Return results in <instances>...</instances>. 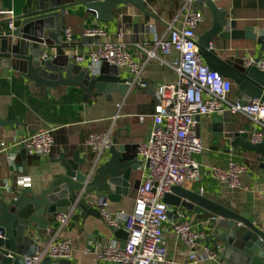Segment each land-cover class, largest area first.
<instances>
[{
	"label": "crops",
	"instance_id": "1",
	"mask_svg": "<svg viewBox=\"0 0 264 264\" xmlns=\"http://www.w3.org/2000/svg\"><path fill=\"white\" fill-rule=\"evenodd\" d=\"M32 0H0V9L13 11L15 19L30 10ZM150 14L145 13L132 4L118 6L113 12V21H98L88 13L83 6L66 12V28L72 29V39L67 42L65 29L62 32V46L49 51L52 54H67L72 61L77 55H85L83 65L98 71L101 64L93 65L89 53L103 42H123L133 57L145 64L143 79L149 85L141 88L134 84L127 95L113 92L109 96L101 95L97 98L83 99L82 91L75 87L38 88L33 82L22 77L18 72L7 69L0 64V117L12 121L7 126H0V142L12 145L40 129H54L55 147L50 156H39L25 147L11 148L0 152V198L7 199L17 195L22 189L16 183L19 173L29 175L33 179L34 187L38 190L50 184L55 174L62 172L59 162L62 155L72 156L80 150L83 156L95 159V154L87 146V138L93 132L111 131L116 147L123 152L124 159H134L137 156V146L146 141L154 127L153 115L156 111L157 98L155 88L159 84L176 83L177 73L158 60L148 59L146 49H152L156 39L167 35L171 25L182 27L184 24L185 5L188 0H142ZM195 1V0H194ZM194 1L193 5L194 6ZM217 6L226 11L230 18L237 20L239 28L255 27L264 30V0H213ZM206 20L199 28V34L209 30L213 23V16L208 9L202 10ZM19 21L15 20V27ZM87 28H101L105 31L97 42L93 37L84 34ZM213 47L222 57L247 56L258 57L264 49L256 39L222 40L217 38ZM176 54L166 57L173 62ZM125 76L131 73L120 68ZM240 89L235 84L231 97L239 99ZM238 130L253 129L252 122L242 116H237ZM221 129H214L212 116L200 117L198 125L200 137L205 149L197 156L203 166L201 179L184 186L189 189L201 188L204 192L217 196L227 202L233 209L260 213L264 223V171L259 168L260 155L255 152H244L241 148L228 149L226 139ZM197 127V125H196ZM195 127V128H196ZM219 128V127H218ZM233 156L238 161H257L255 167L250 166L244 176L247 189L231 190L220 185L210 173L211 165H223ZM37 157V158H36ZM107 157V158H106ZM110 158V152L104 160ZM140 160V159H139ZM141 161V160H140ZM246 164V163H245ZM148 173L147 166L132 171L129 178L130 187L127 195L117 200L106 199L110 208L132 214L135 208L137 188ZM184 209L176 207L169 222L165 226V242L169 255L183 260L188 249L177 238L172 230V224L178 219L177 211ZM187 219L197 228L208 231L211 228L205 215L184 209ZM121 232L107 225L102 218L88 216L82 219L78 211L72 214L68 224L59 234L60 238H70L74 246V254L70 259L72 264H114L101 260L98 253L107 244L122 246L127 241L128 232L126 220L123 221ZM57 221L45 230H37L33 236L35 244L48 242L56 235ZM222 241L206 240L207 244ZM217 262H202L200 264H216Z\"/></svg>",
	"mask_w": 264,
	"mask_h": 264
},
{
	"label": "water",
	"instance_id": "2",
	"mask_svg": "<svg viewBox=\"0 0 264 264\" xmlns=\"http://www.w3.org/2000/svg\"><path fill=\"white\" fill-rule=\"evenodd\" d=\"M126 4L150 14L142 0H32L30 10L15 19L19 25L14 29L8 27V20H0V64L18 72L38 88H79L84 100L109 96L113 92L127 95L135 84L134 78L125 76L119 67L103 61L95 71L88 65L72 61L67 54L55 55L49 51L62 46L68 10L83 6L98 21H113L112 12ZM193 8L208 9L213 16L211 28L200 34L198 40L206 63L239 87L241 105L253 98L264 100V71L256 65L247 66L239 57H222L213 47L217 38L256 39L264 45V30L251 26L239 28L237 20L230 18L213 0H195ZM93 39L98 42L100 36H93ZM196 120V133L200 136V117ZM12 123L0 117V126ZM212 123L218 130L223 125L228 149L241 148L244 152L260 155L259 168L264 171V142L254 144L247 131L238 130L237 116L230 111L215 113ZM116 145L117 140H114L110 158L104 162L89 159L80 150L72 156L62 155L56 161L63 171L56 173L47 187L23 188L11 198H0V264H25V257L34 255L36 250L35 231L53 226L57 215L78 211L82 219L88 216L100 219L101 202L127 195L132 171L139 170L144 163L137 158L124 159ZM164 201L171 214L176 207H182L207 217L212 230L210 239L222 241L225 248L216 264H264V223L260 213L252 215L235 210L201 188L189 189L183 185L173 186ZM125 235L128 237L129 232ZM39 264H72V261L46 256Z\"/></svg>",
	"mask_w": 264,
	"mask_h": 264
},
{
	"label": "built area",
	"instance_id": "3",
	"mask_svg": "<svg viewBox=\"0 0 264 264\" xmlns=\"http://www.w3.org/2000/svg\"><path fill=\"white\" fill-rule=\"evenodd\" d=\"M194 0L185 5L182 27L171 25L167 35L156 39L152 49H146L148 59L158 60L169 66L178 75L176 83L159 84L155 88L157 98L153 115L154 127L149 138L137 146L138 158L147 166L148 173L137 188L135 208L132 214L120 210L113 211L107 200L100 203L104 222L113 229L122 228L126 220L129 232L122 245L107 244L98 253L101 260L114 264H200L218 262L224 253V245L216 242L207 244L208 231L197 229L188 219L184 209L177 211L178 219L172 230L188 253L183 260L169 255L165 242V226L169 222L168 205L164 201L167 193L176 185L194 183L201 179L203 166L197 156L204 149V143L196 133L197 117L212 116L230 111L233 115L248 118L253 129L247 131L249 140L256 144L264 142V100L253 98L241 105L231 97L233 84L230 78L220 75L204 60L198 47L199 28L205 22V13L195 10ZM8 20V27L15 28V15L11 10L0 9V20ZM101 28H87L86 36H102ZM67 42L72 39V29H65ZM176 54L173 62L166 57ZM93 65L103 61L125 68L141 88H148L143 79L145 64L136 60L123 42H103L89 53ZM85 55H77L76 61L85 62ZM247 66L256 65L264 71V49L261 57L247 56ZM54 129H40L12 145L0 142V152L11 148L25 147L39 156H50L55 147ZM87 146L95 154L96 161L104 162L114 141L111 131L93 132L87 138ZM107 158V157H106ZM250 167L231 156L223 165H211L209 173L220 185L231 190L247 189L244 176ZM16 183L20 189L31 187L33 179L22 172ZM72 213L56 217L57 230L48 242L36 244L34 255L25 257V264H39L46 257L71 259L74 246L70 238H60L59 234L68 224Z\"/></svg>",
	"mask_w": 264,
	"mask_h": 264
},
{
	"label": "trees",
	"instance_id": "4",
	"mask_svg": "<svg viewBox=\"0 0 264 264\" xmlns=\"http://www.w3.org/2000/svg\"><path fill=\"white\" fill-rule=\"evenodd\" d=\"M232 81V84H233V88H234V86H235V83L233 82V80H231ZM233 88H232V90H233ZM251 152V151H250ZM244 163H246L249 167L250 166H253V167H255L256 165H257V161H252V162H250V161H247V162H244Z\"/></svg>",
	"mask_w": 264,
	"mask_h": 264
},
{
	"label": "rangeland",
	"instance_id": "5",
	"mask_svg": "<svg viewBox=\"0 0 264 264\" xmlns=\"http://www.w3.org/2000/svg\"><path fill=\"white\" fill-rule=\"evenodd\" d=\"M168 215H169V219H170L172 214H171L169 207H168Z\"/></svg>",
	"mask_w": 264,
	"mask_h": 264
}]
</instances>
